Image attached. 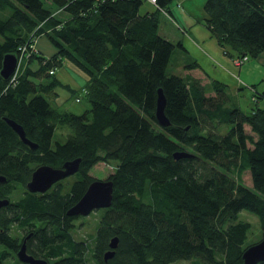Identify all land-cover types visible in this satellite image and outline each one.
<instances>
[{
  "label": "trees",
  "instance_id": "obj_1",
  "mask_svg": "<svg viewBox=\"0 0 264 264\" xmlns=\"http://www.w3.org/2000/svg\"><path fill=\"white\" fill-rule=\"evenodd\" d=\"M155 1L0 0V71L5 55L41 36L55 49L48 59L24 58L13 82L0 76V201L9 202L0 208V264H22L16 254L28 235L26 253L45 264H243L251 226L239 219L242 211L257 217L264 239V109L243 113L230 105L226 84L169 72L172 53L183 47L159 32L172 0ZM143 4L151 9L141 13ZM203 10L226 57L264 54V0H205ZM66 61L88 76L83 114L53 104L54 73ZM198 68L189 61L184 70ZM259 84L249 87L257 104L264 100ZM158 90L167 128L154 116ZM64 127L66 141L53 143ZM77 159L73 176L43 194L27 191L36 168ZM100 163L113 165L98 180L112 182L111 206L97 211L94 233L79 241L78 220L66 211L96 181L90 171ZM245 172L251 187L242 183ZM114 237L115 255L104 261Z\"/></svg>",
  "mask_w": 264,
  "mask_h": 264
},
{
  "label": "crops",
  "instance_id": "obj_2",
  "mask_svg": "<svg viewBox=\"0 0 264 264\" xmlns=\"http://www.w3.org/2000/svg\"><path fill=\"white\" fill-rule=\"evenodd\" d=\"M197 1L200 2V0H172L173 5L169 7L170 17L164 16L173 29L179 30V34L174 33L172 37L174 40L168 39L174 43L180 42L183 47V50L179 49L180 52L177 54L180 61L176 68L183 76L190 75L200 80L205 86L209 84L210 79L226 84L231 97H236L245 87L250 90V86L259 83L262 85L264 83V54L251 64L236 67L232 59L225 56L223 49L205 26L206 15L203 10L205 0H201V5L196 6ZM35 48L37 53L46 59L55 54V49L44 36L35 40ZM189 61L196 62L199 68L185 71V65ZM69 65L74 70L69 68ZM30 66L34 70L37 64L32 63ZM62 69H64L63 72L59 73L57 70L54 73L59 87L54 90L57 99L53 104L59 109L68 110V103L71 99L70 91L80 93L88 82V76L68 61L64 63ZM70 76L74 78L71 83L75 84L78 89H73L72 84L64 82L63 79H69ZM78 97L82 98V95Z\"/></svg>",
  "mask_w": 264,
  "mask_h": 264
},
{
  "label": "water",
  "instance_id": "obj_3",
  "mask_svg": "<svg viewBox=\"0 0 264 264\" xmlns=\"http://www.w3.org/2000/svg\"><path fill=\"white\" fill-rule=\"evenodd\" d=\"M18 64L16 54L5 55L2 62L0 76L8 81L14 75ZM166 100L162 90L157 91L155 120L162 128H167L170 123L165 117ZM7 124L18 136L20 141L27 145L32 150L36 149V145L27 140L22 127L15 122L6 119ZM175 159L187 157V155H175ZM80 160L65 162L60 168H52L49 166H40L36 168L26 185V189L30 193L43 194L48 191L55 183L74 175L79 168ZM0 182L4 183L5 179L0 177ZM113 193V184L111 181H94L92 182L80 200L73 205L67 212L68 217H88L91 213L102 209H107L111 206ZM9 202L7 200L0 201V208L4 207ZM118 238L114 237L109 242V250L104 254V261H108L115 255V250L118 247ZM17 259L23 264H45V261L35 259L26 253V244L22 243L16 254ZM243 264H260L264 263V239L260 242L249 246L242 256Z\"/></svg>",
  "mask_w": 264,
  "mask_h": 264
},
{
  "label": "rangeland",
  "instance_id": "obj_4",
  "mask_svg": "<svg viewBox=\"0 0 264 264\" xmlns=\"http://www.w3.org/2000/svg\"><path fill=\"white\" fill-rule=\"evenodd\" d=\"M171 3H173V2H171ZM200 3H201V0H200V2L197 1L196 6H197V4L201 5ZM172 5L173 4H170V6H172ZM150 9H151V7H149V5L143 4V6L141 8V13H143L145 10H150ZM159 32L166 39L169 38L171 40H174L172 37H174V33L177 34L179 32V30L173 29V27L171 26L169 21L165 17L162 16V18L160 20V25H159ZM28 47H29L31 53L32 52L37 53L36 48H35V41H33L32 44H29ZM30 47H32V48H30ZM178 52H180V50L177 48L172 53L171 60L169 63V69H168L169 72H171L175 75L181 74V71L176 68L177 63H179V61H180V57L177 55ZM18 53L19 54L16 56H17V58L20 59V57H21L20 49L18 50ZM23 59H21L19 66H17V70H16V73L14 76L15 80H16L17 75L19 74L20 69H22L26 66V62L23 61ZM235 59H237V58H235ZM235 59H232V61ZM254 61H256V60L250 59L248 61V58H246V60L242 64V66L245 64H248V63L251 64ZM69 68L73 69L70 65H69ZM64 69H62V68L59 69L58 70L59 73L63 72ZM259 70H261V69H259ZM57 76H59V74H57ZM72 79H74L73 76H70L69 79H63V80L66 83L72 84L71 83ZM71 86L73 89H78V87L75 84H72ZM263 89H264V83L257 87V92L260 93V91H262ZM250 90H248L247 87L240 90L239 94L236 97H231V104L230 105L235 106L236 108H239L241 110V112L246 113V114L250 113L252 111V109H254L256 107V105H258V107L264 109V100L258 101V104H257L256 100L252 99V90L251 91ZM79 95L81 96V92L72 94L71 99L68 103V105H69L68 111L69 112H72L74 114H83L85 111H87L90 108V106H89L87 100L84 98V96L81 98L80 102L77 103V101L76 102L74 101L75 97L76 96L78 97ZM55 99H57V98H55ZM227 130H228L227 127L223 126L222 129L220 130V133L224 134L225 132H227ZM246 132L250 133L248 128H246ZM68 134H70V131L66 127L58 128V130L56 131V133L54 135L53 143L56 141L60 142V143H64L66 141ZM112 173H113V165L112 164L106 165V164L100 163V164H97L96 166H94L92 168V170L90 171V176L96 180H106L108 178V176ZM242 183L247 187H251L249 172H245L243 174ZM18 198H19V196L17 194V191H15L13 193L12 199L17 200ZM99 217H100L99 214H97V211H95V212L91 213L88 217H85L82 220H78L77 223H75V233H74L75 239H77L79 241H86V239H88V236L90 234L94 233V229L96 228V226L98 224ZM239 219L241 221L248 222L251 226V229L248 233V243L251 245H254L253 243L256 244V243L260 242L262 240V235H261V228H260L257 217L247 213L246 211H242L239 215ZM8 261L12 263V261H14V259L9 258ZM173 264H190V262L189 261H178V262H175Z\"/></svg>",
  "mask_w": 264,
  "mask_h": 264
},
{
  "label": "built area",
  "instance_id": "obj_5",
  "mask_svg": "<svg viewBox=\"0 0 264 264\" xmlns=\"http://www.w3.org/2000/svg\"><path fill=\"white\" fill-rule=\"evenodd\" d=\"M145 1H147L148 3H151V4H153V5H155L156 4V1L155 0H145ZM166 15V14H165ZM30 48H32V47H30ZM20 51H21V57H20V59H23V58H28L29 56H30V53L27 51V49H26V47H22L21 49H20ZM246 60V58H244V59H235V60H233V64L236 66V67H239V66H241L242 64H243V62ZM14 81V78H11V82H13Z\"/></svg>",
  "mask_w": 264,
  "mask_h": 264
},
{
  "label": "flooded vegetation",
  "instance_id": "obj_6",
  "mask_svg": "<svg viewBox=\"0 0 264 264\" xmlns=\"http://www.w3.org/2000/svg\"><path fill=\"white\" fill-rule=\"evenodd\" d=\"M73 176V175H72ZM68 178V177H67ZM66 179V178H65ZM64 180V179H63ZM74 218H76L77 220H82V219H84L85 217H80V216H77V217H74ZM30 236L31 235H28L27 237H25V238H23V242H25V244L28 242V240L30 239ZM22 242V243H23ZM22 245V244H21ZM23 264V263H22Z\"/></svg>",
  "mask_w": 264,
  "mask_h": 264
},
{
  "label": "bare ground",
  "instance_id": "obj_7",
  "mask_svg": "<svg viewBox=\"0 0 264 264\" xmlns=\"http://www.w3.org/2000/svg\"><path fill=\"white\" fill-rule=\"evenodd\" d=\"M150 4H151V3H150ZM152 5H153V4H152ZM24 47H26L27 51L31 53V51H30V49H29L28 46H24ZM20 61H21V59L18 58V64H17V66H19ZM16 70H17V68H16ZM15 73H16V71H15ZM15 73H14V75L11 77V78H14V81H15V77H14V76H15ZM50 74H53V72L51 71ZM27 184H28V183H27ZM69 209H70V208H69ZM69 209H68V210H69ZM68 210H67V211H68ZM67 211H66V212H67ZM18 261H19V260H18ZM19 262H20V261H19Z\"/></svg>",
  "mask_w": 264,
  "mask_h": 264
}]
</instances>
